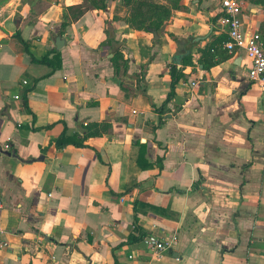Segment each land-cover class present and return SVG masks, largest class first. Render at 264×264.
I'll return each mask as SVG.
<instances>
[{"label":"crops","instance_id":"crops-1","mask_svg":"<svg viewBox=\"0 0 264 264\" xmlns=\"http://www.w3.org/2000/svg\"><path fill=\"white\" fill-rule=\"evenodd\" d=\"M89 2L0 0V264H148L143 238L175 232L154 264H264V89L224 47L221 0H105L73 20ZM245 2L264 41V0ZM152 4L170 16L138 30ZM66 129L84 145L58 147Z\"/></svg>","mask_w":264,"mask_h":264},{"label":"built area","instance_id":"built-area-1","mask_svg":"<svg viewBox=\"0 0 264 264\" xmlns=\"http://www.w3.org/2000/svg\"><path fill=\"white\" fill-rule=\"evenodd\" d=\"M245 4V0H221L223 15L220 17V23L228 35L224 47L230 52H234L236 49L245 50L251 62L249 78L264 89V41L259 32L251 33L249 36L244 33L242 14ZM192 84L197 85L196 82ZM16 97L18 98V96ZM2 207L3 201L0 198V209ZM4 233L5 230L0 224V249L5 246ZM143 244L152 255L148 264H154L175 249L179 244V235L176 232L167 236L149 233L143 238ZM129 258H134V255H130Z\"/></svg>","mask_w":264,"mask_h":264},{"label":"trees","instance_id":"trees-1","mask_svg":"<svg viewBox=\"0 0 264 264\" xmlns=\"http://www.w3.org/2000/svg\"><path fill=\"white\" fill-rule=\"evenodd\" d=\"M140 4H143V3H139L137 5L140 7L141 6ZM93 6L104 7L105 6V0H100V1L90 0V2L87 4H79V5L68 7V10L72 13V16H73L72 19L77 20L81 16H83L85 14V12L90 10ZM151 8H152V11L154 12L153 14L158 15V19H156L154 21L151 20L148 24H142V25H139L138 22H132L133 24L137 25L138 30H145V31H150L151 29L158 30L160 28V26L162 25V23L164 22V20L170 16V12L165 7H158V6L152 4ZM149 19H151V18H149ZM67 23H68V21L65 19L63 21L62 26L65 27L67 25ZM51 54L53 55L52 57H51ZM39 62H41L43 64H47L48 66H50L52 68L51 72H49L47 74V75H50L53 72H55L56 70H58L59 68H61V66H62L61 54L59 51L54 50L53 53L49 52L45 56V58ZM183 64L185 66L190 65V64H192V61L187 58L184 60ZM211 64H214V62H211ZM170 73L172 76V86H171V92L169 94V98L173 96L174 91H175V87H176V84L178 83V81L185 77L183 71L181 69H179V67L177 65L171 66ZM157 110L160 111V114H165L164 110H162V109H157ZM104 125L105 126L103 129H106L105 127H107V125L106 124H104ZM93 126L99 127L100 125L95 123ZM88 136L89 135H86V138H88ZM78 140L79 139L77 136L72 137L71 135H69L67 132V129H66L64 131V133L59 138L56 139L55 142H56V145L58 147H62V146L67 145V144H74L77 146H83L84 141H78ZM162 161H163L162 157H159L157 159V164L159 166H162Z\"/></svg>","mask_w":264,"mask_h":264},{"label":"water","instance_id":"water-1","mask_svg":"<svg viewBox=\"0 0 264 264\" xmlns=\"http://www.w3.org/2000/svg\"><path fill=\"white\" fill-rule=\"evenodd\" d=\"M57 41H58V42H56L57 47H58V48H61V47H62V44H59V40H57ZM5 154L12 155V153L9 152V151H6ZM40 158L43 159L44 157L42 156V157H40Z\"/></svg>","mask_w":264,"mask_h":264},{"label":"rangeland","instance_id":"rangeland-1","mask_svg":"<svg viewBox=\"0 0 264 264\" xmlns=\"http://www.w3.org/2000/svg\"><path fill=\"white\" fill-rule=\"evenodd\" d=\"M95 1H100V0H95Z\"/></svg>","mask_w":264,"mask_h":264}]
</instances>
